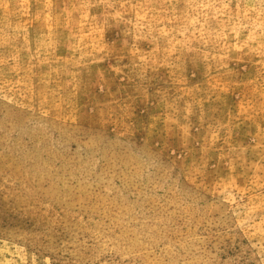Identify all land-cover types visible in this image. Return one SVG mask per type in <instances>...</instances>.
Instances as JSON below:
<instances>
[{
    "label": "rangeland",
    "instance_id": "rangeland-1",
    "mask_svg": "<svg viewBox=\"0 0 264 264\" xmlns=\"http://www.w3.org/2000/svg\"><path fill=\"white\" fill-rule=\"evenodd\" d=\"M0 264H264V0H0Z\"/></svg>",
    "mask_w": 264,
    "mask_h": 264
}]
</instances>
